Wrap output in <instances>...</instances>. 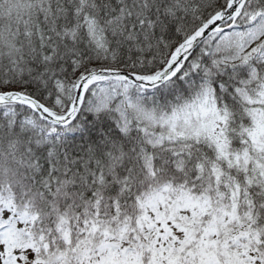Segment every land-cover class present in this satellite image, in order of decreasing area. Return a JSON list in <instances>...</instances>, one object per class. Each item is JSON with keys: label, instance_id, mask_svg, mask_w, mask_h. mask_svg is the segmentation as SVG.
Masks as SVG:
<instances>
[{"label": "snow or ice", "instance_id": "6c2138e0", "mask_svg": "<svg viewBox=\"0 0 264 264\" xmlns=\"http://www.w3.org/2000/svg\"><path fill=\"white\" fill-rule=\"evenodd\" d=\"M0 264H264V0H0Z\"/></svg>", "mask_w": 264, "mask_h": 264}]
</instances>
